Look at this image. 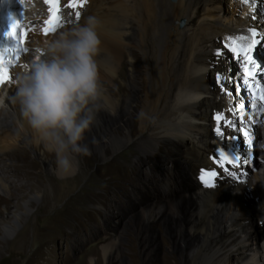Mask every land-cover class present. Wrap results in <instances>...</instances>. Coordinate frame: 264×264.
Returning a JSON list of instances; mask_svg holds the SVG:
<instances>
[{
    "label": "bare ground",
    "instance_id": "bare-ground-1",
    "mask_svg": "<svg viewBox=\"0 0 264 264\" xmlns=\"http://www.w3.org/2000/svg\"><path fill=\"white\" fill-rule=\"evenodd\" d=\"M41 1L26 4L19 0L13 6L24 12L25 47L32 50L28 48L30 54L23 57L27 63L39 45L37 35L42 36L41 44L52 38L43 31L50 11L45 0ZM231 1L232 19L243 9L242 19L246 21L243 27H231L233 20L223 22L220 0H75L83 3V7L77 8L68 7L71 0H60L57 33L83 23L89 15L102 22L97 59L104 97L82 140L88 152L79 155L78 160L85 164L92 158L105 160L119 149L139 146L138 158L128 169L112 160L99 174L105 176L102 178H106L105 184L102 194L94 196L93 202L103 209L82 212L93 221V226L79 238L80 242L107 243L100 249L81 253L89 264H100L106 257L118 259L122 239L139 242L146 257L143 264L154 258L175 264L168 261V254L180 250L182 264H230L235 258L241 264H250L253 253L261 252L249 241L252 212L244 207L242 199L253 201L252 206L260 213L264 205L258 203L254 191L264 196V187L255 189L251 177L257 176V169L264 166L256 162V146L251 157L246 151V156L239 152L235 139L242 125L235 123L233 113L242 118L243 114H249L243 124L249 128L252 115L245 106L248 99L241 88L247 81L264 86V32L258 34L251 22L259 6L264 14V0ZM28 8L33 12L26 14ZM181 20L187 24L184 29L178 27ZM33 23L37 25L36 36L29 29ZM241 38L247 44L255 40L250 55L263 71L256 73L249 67L254 64H246L244 69L251 72L250 76L246 73L248 78L238 76L221 48L223 42L231 44ZM209 45L215 47L213 51L208 49ZM21 70L12 71L10 83L0 92V104L6 108H0V156L5 154L16 162L15 169L26 172L22 184L18 172L15 171L16 179L12 180L0 167V205L5 203L6 210L12 207L14 199L21 197L12 189L36 180L42 184L35 190L48 202L43 181L54 180L52 176L36 174L39 164L28 161L20 147L27 144L45 164H50V159L55 164L54 154L48 150L45 154L41 152L44 143L21 115L19 105L13 103L16 73ZM228 77L240 79V83H233L237 85L233 95ZM123 92L127 95L122 96ZM141 111L144 116L138 118ZM243 139L248 147L247 138ZM245 157H249V162L243 160ZM247 163L254 165H250L253 169ZM205 173L211 177L208 183L203 179ZM120 180L126 186L115 184V190L109 193L108 186ZM134 214L140 216L139 222L133 220ZM0 219L4 216L0 215ZM122 220L124 228L119 227ZM17 225L18 222L0 224L5 236L15 232ZM81 225L86 226L83 222ZM155 232L160 233L159 240L165 245L162 254L156 252ZM35 260L34 264H54L50 252L40 253ZM62 260L70 263L67 252ZM257 264H264V255L257 258Z\"/></svg>",
    "mask_w": 264,
    "mask_h": 264
},
{
    "label": "rangeland",
    "instance_id": "rangeland-1",
    "mask_svg": "<svg viewBox=\"0 0 264 264\" xmlns=\"http://www.w3.org/2000/svg\"><path fill=\"white\" fill-rule=\"evenodd\" d=\"M24 1L26 2V4H28L27 2L32 0ZM220 2H222L220 6V12L223 22L227 23L233 20L232 22H230L231 27H243V25L246 23L245 19H242L243 9H240L235 18L232 19V11L230 9L232 1L220 0ZM38 3H42V1L33 0V4ZM237 5L242 8L240 3H237ZM27 7L28 6L26 5V9ZM243 8H245V6ZM262 9L263 8L259 6L258 12L254 16V19H252L251 21L253 24H255L254 30L258 34H260L261 31L264 32V14L262 13ZM31 12H33V10L31 11V9H29L26 10L25 13L30 14ZM43 14H46L45 11H43ZM36 24L45 25L41 22H38ZM36 24L34 25L33 23L29 25V29H31L34 36L37 35ZM186 25V22L181 20L178 27L180 29H184L186 28ZM49 33L51 34V37L57 34L56 31ZM37 37L42 39V36L37 35ZM40 39H37L38 41H36V44H41ZM29 40L31 44L32 38L30 37ZM214 48L215 47H213L212 45L208 46V49L210 51H213ZM221 48L224 56H226L227 63L234 70H236L238 76L240 78H248L244 69L246 65L245 58L242 55H238L236 52H233L231 50V44L228 42H223ZM139 59L140 62H142L141 55H139ZM249 67L252 71L257 70L256 73H261L264 71L260 70L257 64L251 65ZM141 68H144L142 63ZM128 71V67H125L124 72L128 74ZM227 81L232 82L230 83V94H235V92H237L236 84L240 83V79H237L235 77H228ZM233 83L236 84L233 85ZM14 87L16 89V85ZM125 95H127L126 92H123L122 96ZM0 108L6 109L4 107V104L2 103L0 104ZM233 115L235 123H237V125H242V121L244 120V118H242V116L237 113H233ZM254 129L255 130L253 131V135L257 138L255 142L257 152L255 151L254 156L257 160L256 162L264 166V124L261 123ZM235 141L238 146L239 152L246 156L247 153L245 152V147L238 135L236 136ZM215 144L218 145L220 143L215 141ZM240 145L241 149H239ZM20 147L23 151V154L25 153L28 161L37 162L39 164L40 168H38V170H35L36 174H41L44 177L52 176L54 180L43 181V186L46 191V196L48 197V202H45L43 195L39 192L37 193V191L35 190V188L42 184V182H38L36 180L29 185H24V187L22 188L19 187L12 189L14 193L21 197L14 199L12 207H10L8 210H6L7 206L5 203L0 205V215L4 216L3 220L0 219V224L5 222L6 225H9L14 222H18L16 231L9 234L8 236H5L4 228L0 226V264H34L36 261V256L40 255V253L43 252L51 253L54 259V264H66L65 261L62 260V257L66 252L70 256V263L67 264H89V259L87 257H82L81 253L85 254L89 251H93V249H100V247L105 246L107 243L106 241H97L91 242L88 245L86 243L80 242L79 238H83V236H85V233L89 232V230L93 226V221L89 220L82 212H84L85 210L90 212H93L94 210L101 211L103 209L102 206L97 204V202H93L94 196L102 194V186H104L103 184H105L106 178L102 179L105 176L99 174H102L104 170L107 169L109 163L112 160H114L115 163L120 165L121 167L128 169L129 166H131L138 158L139 146L135 144L131 148L119 149L120 151L117 150L116 153L109 154L105 160L92 158L86 164L83 160L79 161V171L75 175L66 177L54 174L55 164L52 159L49 160L50 164H45V162H43V160H41L35 153V151L27 144H21ZM41 149V152L45 154L47 149H45L44 146L41 147ZM260 151H262V154L260 153ZM243 160L249 162L248 157L243 158ZM23 162L25 161L23 160ZM15 165L16 162L11 160L5 154L0 156V167L8 175V177L12 180H15V174H17L16 172H18L19 179L22 180L21 183L24 184L26 180V172L21 169H15ZM247 165L250 169H253L254 167V165L249 163H247ZM250 165H252L253 167ZM256 173L257 176L252 175L251 183L255 186V189L257 186L264 187V168H260V170L257 169ZM115 184L123 187L126 186V184L122 180H120L117 183H114V185L108 186L109 193L115 190ZM257 192L258 190L254 191V193H256L257 195L256 197L258 203H260V205H264V196H262L261 194H257ZM252 202L253 201L250 202L247 199H242V204L244 205V207H246L248 211L252 212V223L249 229V241L261 252H264V207L261 209L260 213L257 214L254 207L252 206ZM98 206L100 207V209ZM121 210L124 211L122 208ZM132 217L134 221L139 222L140 216L134 214ZM97 220L101 221L100 218H98V215ZM82 222L86 225L85 227H82ZM123 222V220L119 222L120 228L125 227V224ZM159 235V232H155L154 242L157 246L156 252L158 254H162L165 250V245H163V243H161V241L159 240ZM75 240H77V250H74L72 248L74 246L73 244L75 243ZM121 247H119L118 250V252L120 253V257L118 259H110V257H106L107 260H105L106 258H102L100 264H108L109 262L111 264L112 260L113 264L144 263L146 257L142 252L141 245L137 240L129 241L127 239H122ZM171 252L170 254H168V261L175 264H182L180 253L181 250ZM155 263L165 264V261L163 259L157 260L156 258H154L153 261L149 264ZM230 264H241V262H238L235 258L230 261Z\"/></svg>",
    "mask_w": 264,
    "mask_h": 264
},
{
    "label": "clouds",
    "instance_id": "clouds-1",
    "mask_svg": "<svg viewBox=\"0 0 264 264\" xmlns=\"http://www.w3.org/2000/svg\"><path fill=\"white\" fill-rule=\"evenodd\" d=\"M100 19L89 15L83 23L59 31L35 47L23 70L16 73L13 103L27 124L55 156L54 174L75 175L85 132L102 107L100 82ZM141 111L139 117H143ZM255 137V136H254ZM257 140V138L255 137ZM264 252L253 253L250 264Z\"/></svg>",
    "mask_w": 264,
    "mask_h": 264
},
{
    "label": "snow or ice",
    "instance_id": "snow-or-ice-1",
    "mask_svg": "<svg viewBox=\"0 0 264 264\" xmlns=\"http://www.w3.org/2000/svg\"><path fill=\"white\" fill-rule=\"evenodd\" d=\"M45 3L49 7L50 11V17L45 22L46 26L43 29L44 34L48 35L49 32H54L57 27L60 26L59 24V10H60V0H45ZM69 8H77V7H83V3H76L75 0H71V2L68 4ZM80 16V13L77 12L75 14V18L78 20ZM12 39H14L17 43V45H23L26 42L27 38V30L24 29L23 25L19 22H15L12 26L11 32L9 33ZM253 36H255V32L252 33ZM255 40H253L250 44H247L244 42L243 38L238 42L236 40L231 41V50L233 52H236L238 55H242L245 58L246 64H255V61L253 60L252 56L250 55L252 49L255 47ZM8 51L9 49H5ZM12 51L19 52L21 50L27 51V49H20V48H12ZM19 56L17 55V59ZM6 63H11V61H5L2 57H0V85H3L5 82L9 81L11 77L8 74V69L6 66ZM246 73L250 76L251 72L248 68L245 69ZM257 92L259 94V99L261 101H264V88H258ZM249 143L252 142L251 136H249ZM225 161H227V157L224 158ZM228 163H231V161H227ZM212 176L215 174L212 173ZM205 183H208V181L211 179L208 173H205L203 177Z\"/></svg>",
    "mask_w": 264,
    "mask_h": 264
},
{
    "label": "water",
    "instance_id": "water-1",
    "mask_svg": "<svg viewBox=\"0 0 264 264\" xmlns=\"http://www.w3.org/2000/svg\"><path fill=\"white\" fill-rule=\"evenodd\" d=\"M171 2H177V0H170Z\"/></svg>",
    "mask_w": 264,
    "mask_h": 264
}]
</instances>
